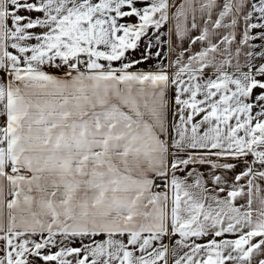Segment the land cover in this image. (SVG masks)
Returning a JSON list of instances; mask_svg holds the SVG:
<instances>
[{
	"label": "snow or ice",
	"instance_id": "1",
	"mask_svg": "<svg viewBox=\"0 0 264 264\" xmlns=\"http://www.w3.org/2000/svg\"><path fill=\"white\" fill-rule=\"evenodd\" d=\"M0 264H264V0H0Z\"/></svg>",
	"mask_w": 264,
	"mask_h": 264
}]
</instances>
